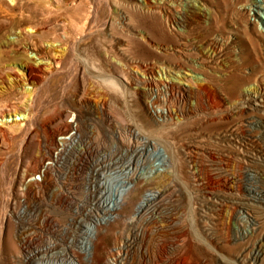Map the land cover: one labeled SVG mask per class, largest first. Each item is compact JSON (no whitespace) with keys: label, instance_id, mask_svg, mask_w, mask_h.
<instances>
[{"label":"bare ground","instance_id":"6f19581e","mask_svg":"<svg viewBox=\"0 0 264 264\" xmlns=\"http://www.w3.org/2000/svg\"><path fill=\"white\" fill-rule=\"evenodd\" d=\"M9 1L0 0V264H148L155 253L165 250L162 246L166 243L174 257L180 244L191 243V236L234 264L208 242L194 219L188 223L162 204L172 185L186 194L190 213L201 198L196 190L234 195L241 164L248 163L254 168L247 176L263 189L256 190V196L245 193L242 198L243 205H249L260 221L248 214L244 218L253 231L264 226V60L260 55L264 54V29L259 27L260 22L264 25L259 13H264V0H190L188 5L184 0ZM87 3L91 8L83 25ZM62 17L67 18L74 35L67 41L55 34ZM119 36L147 42L150 38L191 39L203 77L195 78L197 83L192 84L194 70L160 64L161 60L148 62L147 68L129 66L116 54L111 60L122 75L99 70L96 64H105L108 59L104 49L132 52L128 42L115 40ZM93 38H97V46L89 55L83 54L79 47ZM151 46V54L165 59L179 58L183 52L179 46L162 42ZM158 69L165 70V75ZM84 78L99 81V87L123 100L120 106L129 123L124 125L114 118L116 123L109 125L110 156L122 147L119 144H144L150 139L158 144L150 174L135 173L128 166L108 200L103 184L89 174L80 197L67 195L79 190L75 184L80 173L77 175L79 170L76 172L72 164L81 155L80 145L87 136L99 138L95 123L112 120L105 104L95 101L84 102L89 116L83 119L78 111L83 97L75 96ZM57 85L63 91L60 100L52 102L51 96L56 95L52 87ZM178 92L183 95L180 102ZM215 117L236 127L230 131L224 128L229 141L233 137V141L246 143L219 165L228 177L216 183V189L209 186L213 179L209 168L219 162L214 158L218 154L212 150L206 159L207 148L187 149L184 139L175 136L189 120L202 118L212 124ZM18 152H22L19 159L15 157ZM133 156L127 153L119 163L131 164ZM15 163L14 174L18 176L11 181L7 169ZM48 207L65 215L56 240L62 247L55 250L53 240L49 250L40 253L31 245L30 228L34 222L48 221ZM219 209L225 221L228 210L224 213L225 209ZM260 244L259 253L264 252V243Z\"/></svg>","mask_w":264,"mask_h":264},{"label":"rangeland","instance_id":"374dc122","mask_svg":"<svg viewBox=\"0 0 264 264\" xmlns=\"http://www.w3.org/2000/svg\"><path fill=\"white\" fill-rule=\"evenodd\" d=\"M9 2H10V4H12L11 1H9ZM190 2H191L190 0H184V5H188ZM87 4L88 5H87L85 13L84 12L82 13V14H84L83 18L85 19L83 21V25L87 24L86 18L88 17V14L90 13V8H91L89 3H87ZM91 10H93V9H91ZM91 13H92V11H91ZM253 13H254V11H252V14ZM259 13L262 17H264V13L262 11H260ZM91 16H92V14H91ZM254 19L255 18L252 17L251 22H254ZM91 21L92 20L89 19V25L91 24ZM256 21H258V20H256ZM259 27L264 29V25L262 22H260ZM88 30L89 29L86 30L87 33H88ZM83 32L84 31L79 32L78 35L81 36V34H83ZM55 34H56V36H60V38L64 41H67L71 37L74 36L73 33L71 32L70 23L66 17L61 18V21L58 23L57 30L55 31ZM83 37H86V35H83ZM115 40L123 41L125 43L128 42L127 44L129 46L130 45L133 46L132 52L124 53V52H122V50H118L117 48H114V47H111L109 50L104 49L103 50L104 56L106 58H108V59L110 58V59L109 60L106 59L107 62H105V64L98 63L99 67L96 64V67L99 70H102V71L108 70V72H112L114 74H117L118 76L122 75L123 74L122 70L119 69L115 65V63H113L111 60L113 54H116L118 57L125 60V62L129 66L130 65L143 66V67L145 66L147 68V67H149V63L152 64L153 60L154 61L155 60H161V61H158L160 64L166 63V64H173V65H180L183 68H186L187 70H189V69L194 70L193 72H191L192 73L191 75L193 77L190 78L192 81L191 82L192 84L197 83L196 79L198 77L199 78L203 77L202 73H200L197 69L198 68V66H197L198 63L196 62L197 61V55H196L194 47L192 46V43L190 42L191 39H183L184 41H182V38H179V39L176 38V40H168L169 41L168 42L165 40L164 41H161V40L158 41V39L150 38L147 42L144 40L141 41V39L135 40V39L126 38L124 36H119V38L117 37V38H115ZM132 40L135 42H133ZM156 42L157 43L162 42L164 44H168V46H170V47H175V46L181 47L180 49H181V51H183L181 54L182 56L180 55L181 58L179 57L176 59H168V58L165 59V58H160L159 56L151 54V52H150V50L152 48L151 44L156 43ZM56 44H59V43H56ZM97 44H98L97 38H93L88 42V44H86V46L82 45L81 47H79V50L83 54L89 55L91 48H93V47L95 48V46H97ZM183 44H184V46H183ZM116 45H117V43H116ZM46 46L51 48L50 44L49 45L46 44ZM135 49H136V51H135ZM51 50H53L52 51L53 54L56 53L54 48H51ZM260 55H261V58L264 60V54L260 53ZM138 61H139V64H138ZM18 66H20V65H18ZM75 69L76 68H74V70ZM196 69H197V72H196ZM66 76H67V74L65 75V77ZM52 79L53 78L50 79V85L52 84L51 83ZM98 82L99 81H96V80L86 81L85 78L81 80L78 92L75 96L77 98L80 97L81 99L83 97V99H82L83 103L78 105V111H80V114L82 115L83 119H86L89 116V112H88V109H87L84 102L95 101V102L104 103L107 111L112 115V120L108 121L106 119V121H103L100 123L99 122L95 123L97 125V129H98L97 135L100 139L97 138V136H95V137L93 136L94 138L87 136V140L82 143L83 145L82 144L80 145L79 149H81L80 151H82V153L79 151V153L81 155L78 153L80 155V157L78 159H76L78 161L73 160L75 162H74V164H72V167H77V168H74V169H76V172L79 170V172H77V175L80 173V175L77 176L76 184H75L76 189L79 188V190H76L75 193H71V194L67 193L69 198H76V197H80L82 195V192H83L82 187L84 185L83 183L85 182V175L89 174L90 176H92L95 179L96 182L103 184V189L105 190V200H108L109 192H111L112 188L114 187L115 182L121 177V173H125L128 166L135 173H140L141 175H147V173L150 174L152 166H153V162L155 160L154 156L152 157V154L155 152L156 148L158 147V144L155 143L156 141L153 139H150L147 143H144V144L143 143L138 144L137 142H133V144L127 143V144H124L125 147H123L122 144H119V146H122L121 148H123V149H121V148L118 149L115 153H113L110 156V146H111L112 136L109 132V125H113L116 122H118L117 119L120 120V123L127 125L129 123V120H128V117L126 115V112L120 106L123 103L122 98H120L119 95L116 96V95H113L112 93L107 92V90L105 88L99 87ZM13 83L14 82H9V84H13ZM90 83H91V85H90ZM73 85L74 84H72V86ZM52 86H53V84H52ZM2 87L3 86L0 85V89H3ZM52 88H53L52 93L53 94L55 93L56 95L51 96L53 99H51L50 101L57 102L60 100V95H61V92L63 91V89H62L63 87L60 88V85H57V86H54ZM83 88H85V89H83ZM71 89H72V87H71ZM106 92H107V94H106ZM176 95H177L176 97H177L178 101L180 102L183 99V95L180 92H178ZM92 97H93V99H92ZM55 104L56 103H54L53 106H55ZM57 108L58 107H55L56 110H57ZM45 113L46 112H44L42 115H44ZM174 117L177 118V116H175V113H174ZM212 121H213V123L211 124V121L207 122L206 120H204L202 118L192 119L191 121L189 120V122L187 124L182 126L183 129H182V127L179 128L180 129L179 132L182 134L180 135V133H177L175 136L177 137L178 140L184 139L182 142H184V146L186 145L185 148H187V149L189 148L192 150H198V149H202V148L203 149L207 148L206 149V159L208 157L209 152L212 150H213L212 152L214 154L217 153L219 155V156L217 155L216 157L214 156V158L219 162L211 163L210 164L211 167L209 168L210 175L213 178L212 181L210 182L209 186H212V188L216 189L217 185H215V184L220 182L221 180L222 181L225 180L223 178L228 177V176H225L226 175L225 171L219 165H221V163H224V161L226 159H229L230 155H232L233 152H235L236 150L239 149L236 147L242 146L243 144L245 145L246 143L245 142H243V143L238 142L236 139H235V141H233V139H234L233 137L230 139V141L232 140L231 142L228 140L229 136H226L224 133L227 131V129H224V128L228 127V131H230L231 129L232 130L236 129V127H234V126L229 127L224 122L223 123L219 122L220 120L218 117H215V119H212ZM192 132H194V133L192 134ZM217 132H218V134H217ZM220 137L224 138V139L222 140ZM225 137H227V138H225ZM226 140H227V142H226ZM233 143H235L234 146H233ZM241 143H242V145H240ZM247 147H249V146H247ZM127 153H129L130 155H134L133 159L131 161L132 163L131 164L129 163L127 165L123 164L122 162L119 163L120 162L119 159L121 158V156L126 155ZM219 153H221V155ZM78 154H77V156H78ZM222 154L224 157L222 156ZM21 156H22V152H18L15 155V157H17L18 159ZM222 159H223V162H222ZM75 163L77 165H75ZM217 163H219V164H217ZM157 164H158V162L156 163V165ZM244 164H241V165L242 166L244 165L246 167V170H245L244 166H243L244 168L241 166L242 170L240 172L242 173V175L240 173V175H239L240 179H239L238 184L236 186V191L238 193L236 192V193H234V195L233 194H228V195L225 194L224 195L220 191H216V190L210 191V189H208L209 192L207 191V189H206V192H204V190H202V188L199 189L200 186H198L199 190H196V191H197V194L199 193L198 195L201 198H200V200H197L198 203H197V205H195L196 207H195L194 211H192V213H190L189 205H188V199L186 197V194L180 190L175 189V187H172L173 186L172 185L171 188L170 187L168 188L169 194L165 199H163L162 205L164 208H166L169 211H173V213L177 214L178 216L183 217L184 219L186 218L185 220H187L188 223L191 219H194L197 222L198 228L203 233V235L206 237L208 242H210L212 246L217 248L218 251H220L223 254H226L229 258L234 260L235 261L234 264H264V252H261V253L258 252L259 251L258 249L260 248V246L263 245L260 243H264V226H261V228H259L257 231L256 230L253 231L252 228H250V226L247 222V219L244 218V216H246L248 214L250 218H252V219L256 218L255 220H258L259 217L257 215H254L255 213L250 211L251 208L250 207L248 208L249 205H247L246 203H245L246 205H243L245 201L242 200L243 194L246 193L245 195H247V196H251V195L256 196V193H254V192H256V190L263 189V186L260 183H257L256 181H254L255 179L251 178L250 175L247 176V173L248 174L253 173L252 168H254V167L251 168L250 166H247V165H249L248 163L247 164L244 163ZM16 165H17V163L13 164V166L11 165L10 167H12V168L7 169V173L10 174V171H11V174H10V180L11 181H14L15 179H17V176H18V175L14 174L15 173L14 168ZM157 168H158V166H157ZM160 169H161V167H160ZM81 171H83V172H81ZM84 172H85V174H84ZM187 173H188V175H187ZM185 174H186V177H189V175H190L189 170H187V168L185 169ZM103 175H106L105 179L102 178ZM216 180H218V181H216ZM212 183H214V184H212ZM11 186H12L11 188L14 189L16 187V183L13 182V184ZM196 186H193V187L196 188ZM2 190L5 191V187H3ZM229 195H231L230 196L231 198L229 197ZM224 196L225 197L227 196V197L225 198ZM240 196H242V197H240ZM210 203L214 204L213 207H212V204H210ZM225 203H227V204H225ZM222 205H224V206H222ZM214 206H216V207H214ZM220 207L225 209L224 213L228 210V213L226 212V214H227L226 219L227 220L225 219V221L222 220L220 217V213H219V212H221V211H219ZM232 209L234 211H232ZM229 211H230V215H229ZM249 211L252 212L253 214L252 213L250 214ZM46 215H47L46 220H48V221H46L44 223H38V224H36V222H34L31 224V228H30V231L32 230L31 231L32 232L31 245H32V247H34L35 250H39L40 253H42V252L44 253L47 250H49L48 248H50V245L52 244L53 240H54V246H55V243L57 244L55 247H53L54 249L57 247L55 250L62 247V246L61 247L58 246V243L59 244H61V243L58 241L56 242V240H57V237H59L61 230L63 228L61 226V224H64L66 221L65 215L59 214L58 211H55V209L54 208L52 209L51 207L50 208L48 207V209H46ZM229 216H230V218H229ZM85 221H86V218H85ZM258 221H260V220H258ZM84 224H85V226L87 225V223H84ZM54 227H55V229H54ZM58 228H60V229H58ZM33 237H34V239H33ZM226 238H227V240H226ZM198 242L199 241H197L196 239H194L191 236V243L187 244V245L186 244H180L177 247V249L179 248L178 251L176 249L177 252L175 251L176 253H173V256L175 255L174 257H172V255L171 256L169 255V247H168L169 244L166 243L162 246L164 248L166 247L164 251L162 249L160 252L158 251L159 252L158 253L157 250L155 249V251L157 253H155L154 255L156 257H154V255H153L152 260L148 264H170V263L171 264H231V262L225 261L223 258H221V256L214 249H212L210 247V245H208V244L205 245V244H202L200 242L198 243ZM186 246L190 249H188ZM0 247H1V244H0ZM183 250H184V252H183ZM186 254H188V255H186Z\"/></svg>","mask_w":264,"mask_h":264},{"label":"built area","instance_id":"2783aa9c","mask_svg":"<svg viewBox=\"0 0 264 264\" xmlns=\"http://www.w3.org/2000/svg\"><path fill=\"white\" fill-rule=\"evenodd\" d=\"M158 71H159V72L161 71L160 73H162V74H164V75H165V73H164V72H165V70H162V69H160V70H159V69H158ZM163 71H164V72H163Z\"/></svg>","mask_w":264,"mask_h":264}]
</instances>
